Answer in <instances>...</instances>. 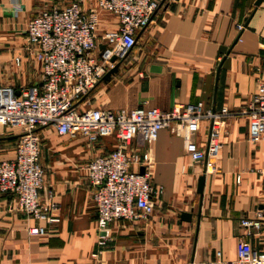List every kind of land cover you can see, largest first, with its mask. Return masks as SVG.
<instances>
[{
    "label": "crops",
    "instance_id": "obj_1",
    "mask_svg": "<svg viewBox=\"0 0 264 264\" xmlns=\"http://www.w3.org/2000/svg\"><path fill=\"white\" fill-rule=\"evenodd\" d=\"M70 1L0 0V70L9 67L16 81L22 71L23 78L39 82L41 69L27 48L25 24L40 9ZM254 2L164 0L148 25L137 31L136 44L120 59L118 70L83 96L86 106L110 109L138 106L142 98H147L144 106L162 110L202 102L216 115L221 143L209 158L212 166L206 167V160L192 161L185 149L187 140L203 143L209 119L186 135L159 129L149 145L153 211L133 221L113 220L110 239L100 245L85 165L113 148L115 137L103 136L90 145L84 136L58 139L53 126L38 127L45 170L41 202L46 208L51 192L56 208L45 211L59 220L28 216L14 207L9 191H0V264H225L235 259L239 238L264 250V138L249 137L242 112L264 81V0ZM84 8L97 13L100 45L117 18L98 8L97 0H85ZM8 74L0 71V84L7 83ZM23 84L29 83L12 85L18 89ZM14 141L8 130L0 132V160L13 157ZM182 212L190 218L184 219ZM258 213L259 228L241 224V218ZM36 225L44 232L29 233Z\"/></svg>",
    "mask_w": 264,
    "mask_h": 264
},
{
    "label": "built area",
    "instance_id": "obj_2",
    "mask_svg": "<svg viewBox=\"0 0 264 264\" xmlns=\"http://www.w3.org/2000/svg\"><path fill=\"white\" fill-rule=\"evenodd\" d=\"M164 0H97V7L113 13L116 27L105 31L99 48L96 38L97 13L84 8L85 0H71L61 7L37 11L25 24L27 48L40 65L39 82L16 89L0 84V132L14 135V155L0 160V191L12 194L14 207L28 216L58 221L51 192L43 207L40 189L44 166L40 159L41 137L38 127L51 125L60 135H81L89 144L113 135L115 146L94 155L85 165L96 208V241L104 245L110 239L109 224L115 219L145 218L154 209L152 155L149 145L161 128L186 135L200 129L202 119H209V131L203 143L187 140L185 149L192 161L211 167L221 146L215 113L202 102L173 105L168 110L141 104L132 108H100L79 105L83 96L95 87L117 60L124 58L137 41V31L151 20ZM241 29L242 24H237ZM112 55L116 56L111 61ZM19 62V56L14 57ZM16 91L18 93H16ZM244 112L251 139L264 138V81L258 83ZM137 166L134 169L132 166ZM140 167L143 169L140 170ZM245 227L261 226V215L240 220ZM29 233H42L44 227L30 226ZM225 264H264V250L246 246L239 238L236 257Z\"/></svg>",
    "mask_w": 264,
    "mask_h": 264
},
{
    "label": "water",
    "instance_id": "obj_3",
    "mask_svg": "<svg viewBox=\"0 0 264 264\" xmlns=\"http://www.w3.org/2000/svg\"><path fill=\"white\" fill-rule=\"evenodd\" d=\"M260 1H261V0H255V2H254L255 5L259 4ZM238 36H239V34L236 36L235 41L237 40ZM103 47H104V43H101V44L99 45V48H103ZM115 59H116V56H115V55H112L111 58H110L111 61H115ZM120 63H121V60H117V61L115 62V64H114L112 67H110V68L106 71V73L102 76V79H105V80H106V79H109V78L111 77V75H112L114 72H116V71L118 70ZM219 69H220V64L217 66V70H216V78L218 77ZM16 93H18V92L16 91ZM205 159H206V157L204 158V160H205ZM142 169H143V168L140 167V170H142ZM203 180H204V174L202 173V174L199 176V178H198V183H197V192H198L199 194L202 193ZM181 216H182L184 219H189V218H190L189 213H186V212H182V213H181Z\"/></svg>",
    "mask_w": 264,
    "mask_h": 264
},
{
    "label": "rangeland",
    "instance_id": "obj_4",
    "mask_svg": "<svg viewBox=\"0 0 264 264\" xmlns=\"http://www.w3.org/2000/svg\"><path fill=\"white\" fill-rule=\"evenodd\" d=\"M29 53H31V52H29ZM32 55V54H31ZM34 58V57H33ZM32 61V60H31ZM31 66H33V64L31 63ZM1 72H5V73H9L8 75H9V77L6 79V81H4V82H7V83H10V84H16V83H18V82H25V83H31V82H33L32 80H33V78H31L30 80H27V79H25V78H23L22 77V71H19V73H18V75H19V79L16 81V80H13V79H11L10 77L12 76L11 75V70H10V68L9 67H4V68H1V70H0ZM16 72V71H15ZM36 75H38V73H36ZM24 79V80H23ZM79 105L80 106H82V107H86V105L84 104V100H83V98L80 100V102H79ZM53 130L55 131V134H56V136L58 137V139H64V137L63 136H61V135H59L57 132H56V130H55V128L53 127ZM72 136H77V135H71V137ZM69 137V136H68ZM15 142V141H14ZM88 143V142H87ZM89 144V143H88ZM91 145V144H90Z\"/></svg>",
    "mask_w": 264,
    "mask_h": 264
}]
</instances>
